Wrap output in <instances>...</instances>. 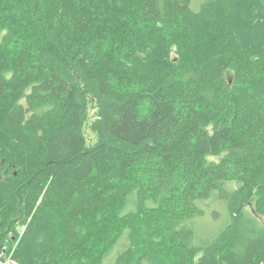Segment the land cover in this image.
Masks as SVG:
<instances>
[{
	"label": "trees",
	"instance_id": "1",
	"mask_svg": "<svg viewBox=\"0 0 264 264\" xmlns=\"http://www.w3.org/2000/svg\"><path fill=\"white\" fill-rule=\"evenodd\" d=\"M261 216L264 0H0L3 264H261Z\"/></svg>",
	"mask_w": 264,
	"mask_h": 264
},
{
	"label": "rangeland",
	"instance_id": "2",
	"mask_svg": "<svg viewBox=\"0 0 264 264\" xmlns=\"http://www.w3.org/2000/svg\"><path fill=\"white\" fill-rule=\"evenodd\" d=\"M228 75L232 74V70H228ZM103 101L102 97L96 93L91 92L87 93L86 96V110L85 115L83 118V123L81 130L86 138L87 146L95 145L96 143L100 142L101 140H107L109 142H113V140L108 137L102 127V120H101V102ZM237 152L234 151H224L220 155H210L208 156V160L210 162H218L223 157H232L235 156ZM248 208L251 209L249 205ZM223 209V208H222ZM261 220L264 222V217L261 216ZM219 222H216L212 217V211L209 213V217L199 226V230L206 234L212 233L215 228L218 226ZM222 221L219 223V225Z\"/></svg>",
	"mask_w": 264,
	"mask_h": 264
},
{
	"label": "built area",
	"instance_id": "3",
	"mask_svg": "<svg viewBox=\"0 0 264 264\" xmlns=\"http://www.w3.org/2000/svg\"><path fill=\"white\" fill-rule=\"evenodd\" d=\"M6 263L15 264L14 262L12 263L10 260H8ZM0 264H3V263L0 261ZM261 264H264V261Z\"/></svg>",
	"mask_w": 264,
	"mask_h": 264
}]
</instances>
